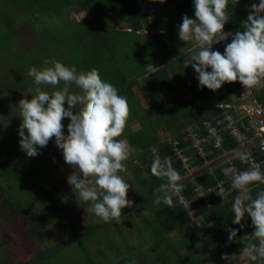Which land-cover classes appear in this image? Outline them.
<instances>
[{
  "label": "rangeland",
  "instance_id": "obj_1",
  "mask_svg": "<svg viewBox=\"0 0 264 264\" xmlns=\"http://www.w3.org/2000/svg\"><path fill=\"white\" fill-rule=\"evenodd\" d=\"M120 1H124L131 7L135 5L133 0ZM248 1L258 3L256 0H234L238 6L247 5ZM15 2L18 3L21 11ZM64 2L65 4L60 6L62 0L59 2L54 0H8L10 8L9 11L6 10L8 13L3 12L5 8L0 4V18L4 20L10 17L14 18L8 25L7 22L2 25L0 22V100L7 99V103L0 101V162L6 156L8 164H10H5L4 160L2 163L6 168L0 171V264H170L169 262L161 263V253H168L174 259L177 256L176 249L185 246L187 240L179 236L170 237L172 235L163 232L156 214L152 211L153 206L161 204L160 202L156 204L155 199L116 220L110 218L108 221L113 220L112 222L94 231L91 235L85 236L86 238L84 237L83 240L66 245L71 240L77 239L73 225L79 232L87 229L90 231L108 221L95 215L90 201L85 202L75 198V193L68 181L71 176L76 174V171L65 164L64 158L54 142H49L46 147L41 148L40 154L35 157H27L19 147L18 128L22 117H20V110L17 107L18 102L24 98L23 96H28V99H31V95L35 94L38 87L33 78L27 75L28 70L32 66L43 68L46 66L44 63L46 59L54 58L69 67H75L81 76H85L88 70L85 65L86 56L93 54L104 57L108 54L105 52L104 44L101 45L97 41L98 47L90 46L88 37L81 38L80 33L83 31V26L79 24V21L85 16V12L78 13L72 10L70 14H67L70 8L67 5L72 6V4L67 0ZM107 2L108 0H102L103 4ZM164 4L159 0H153L150 4L142 6L143 12L145 10L151 15L155 12V16H152L150 20L151 22L157 21V25L151 33L145 31L140 35H133V38L129 33L120 36V40L126 48L125 52L132 58L130 62L131 66H134V70L130 72L138 71L137 77L143 73V76L136 78L140 83L134 87L136 95L141 100L140 106L143 105V107L134 108L139 112L137 114L134 111V118L140 114L146 115V112L151 113L154 121L153 128L156 129L161 128L165 123L161 117L157 119V116L152 112L156 102L161 104V95H157L160 83L153 84L144 74L155 72L157 76L154 78L160 79L161 83L163 72L165 74L171 70L176 73L175 77L182 75L190 68L186 69L181 64L185 60L189 64L190 60L187 58L188 55L180 57V61V58L171 59L177 55L176 48L182 52L190 50L191 57L199 49V45L194 40L184 42L177 39L178 25L185 15L183 12H188L187 15L195 19L192 0H190V6L185 7L183 12L175 9L174 5L164 9ZM161 6L163 7L162 20L164 22L162 25ZM99 10L102 9H96V6H93L92 13L98 16L102 14ZM14 25L16 26L13 28ZM97 25L98 22L94 23L95 28ZM148 27L145 25L144 28H151ZM161 28L165 30L164 34H161ZM14 29H20V33L15 34ZM116 34L119 35V32ZM161 39L166 42L165 49L164 46H161ZM143 43H147V45L142 46ZM178 43L179 45L175 46ZM218 46L221 47L220 43ZM218 46L214 44L213 48L217 49ZM96 50L98 52L92 53ZM83 51H87V53L84 54ZM142 64H144L143 67H141ZM13 72L21 75L22 79H16ZM192 76L194 75L192 74ZM163 78L166 77L163 75ZM183 80L184 77L177 78L176 82L182 83ZM149 82L152 85L146 88L148 84H151ZM65 83L61 81L52 89L48 87L53 85L48 84H42L39 87L51 93L63 88ZM263 85L264 83L259 88ZM69 87L73 92V94L69 93L70 96L83 95L75 85H69ZM202 91L197 90L196 94L203 95ZM171 94L176 98L180 94H184L188 98L192 96L186 87H181ZM156 97L158 99L155 101ZM178 103L179 101L168 104L176 106L178 116L181 117L186 109ZM194 104L197 103L190 101L189 106L193 107ZM166 109L163 108V110ZM10 112L12 119H10ZM171 115L172 111L170 118L167 116L164 119L169 120V128L175 125L174 116ZM141 118L142 120H139L142 123L145 121V126L151 129L152 125L148 122L151 120H147L148 116ZM137 122L135 126L138 125ZM69 123L71 124V122H65L66 130L70 127ZM65 135H67V131ZM138 156V153L130 149L129 157L122 161L124 167L118 170L119 175L131 174L130 177L125 178L132 185L128 193V198L133 201L130 208L146 200H142L141 184L132 178L133 168L130 164L140 165L142 163L139 159H133ZM56 162H59L58 167ZM122 178L124 179V177ZM52 189L55 191L52 194L61 204L65 205V200L71 202V205H67L65 214H57L55 209L47 206V201L38 197L42 193H51ZM130 208L122 210V214ZM196 222L197 220H194L187 227L188 233L197 229ZM214 225L212 224V226ZM206 240V243L212 250L214 249L216 254L211 258L207 254L205 256L208 257L207 262L215 261L227 264V261L223 259V253L216 251L215 247L218 244L212 236ZM170 242H175V245ZM64 245L66 247L44 260L43 263L42 261L34 263L36 261L34 259ZM199 258V255L195 256V259ZM32 260L33 262H31ZM229 260L231 264H264V257H257L256 260H253L248 254H244L240 259L231 258Z\"/></svg>",
  "mask_w": 264,
  "mask_h": 264
},
{
  "label": "clouds",
  "instance_id": "obj_2",
  "mask_svg": "<svg viewBox=\"0 0 264 264\" xmlns=\"http://www.w3.org/2000/svg\"><path fill=\"white\" fill-rule=\"evenodd\" d=\"M193 6L195 19L187 14L183 16L178 25V37L184 42L194 40L199 45L190 63L197 73L198 87L216 91L225 83L239 81L244 95L261 86L264 83V0L249 5L247 18L242 22L243 30L231 32V35L224 30L230 19L228 0H193ZM229 36L231 40L224 45L223 53L213 48ZM44 63L45 67L32 66L27 73L38 86L35 94L31 99L25 96L18 102L22 117L18 128L19 147L27 157H35L41 148L54 142L65 164L76 171L68 181L75 198L90 201L95 215L105 221L118 218L122 210L133 205L128 198L132 185L118 174L124 167L122 161L130 155L126 140L117 139L122 135L129 115L127 98L98 72L81 76L75 67L54 58L46 59ZM61 81L66 82L64 87L51 93L39 87L42 84L56 86ZM69 85H75L83 95L70 96ZM66 105L70 106L69 111H66ZM77 111L79 116L75 114ZM65 122H71L67 130ZM239 158L246 161L247 155L240 153ZM150 171L167 177L166 185H162L166 188L162 192L163 202L172 206L173 191L183 185L178 182L181 180L179 173L170 164L163 166L158 155H154ZM222 172L230 176L232 188L239 190L231 206L232 224H241L247 214L254 226L250 236L258 241L248 243L243 251L253 260L264 257V190L255 197L249 192L253 182L264 183V170L252 167L234 173L231 167H225ZM224 191L223 187L216 191L222 201ZM227 231L229 241L238 233V229L232 227ZM228 257L225 255L223 259L231 264Z\"/></svg>",
  "mask_w": 264,
  "mask_h": 264
},
{
  "label": "trees",
  "instance_id": "obj_3",
  "mask_svg": "<svg viewBox=\"0 0 264 264\" xmlns=\"http://www.w3.org/2000/svg\"><path fill=\"white\" fill-rule=\"evenodd\" d=\"M54 1L59 2L60 0ZM67 1L72 4V6L67 5L70 7L68 9L67 14H70L72 10L78 13L82 11L85 12L86 17L84 16L82 20L79 21V24L83 26L82 30L84 31L80 33L81 38L84 39L85 37H88L90 46L98 47L99 45H97V41L101 45L104 44L106 49L105 52H108V54L104 57L95 56L93 54H89L85 57L86 69L89 70L86 71L85 76L95 72L100 73L102 79L107 80L108 82L115 85V87L118 89V93L127 98L129 106V115L127 117L126 125L122 136L118 139H126L131 151H135L139 154L138 157H134L133 159H139V161L142 163L140 165H130L133 168L132 172L134 173V176L137 178V183L141 184L140 193L143 194L142 200L166 189L162 188V185H166L167 177L155 175L150 171V166L155 155L154 150L158 151V155H160L161 161H165V167L170 164L171 167L177 170V172L179 173L181 177L180 181L183 180L182 178L184 176V171H182L181 169L182 163L180 160L177 159L174 153L175 151L173 148V144L169 142L168 139L170 137H179L183 141L184 136L186 137V129L188 126L198 127L201 130L205 129L209 125H214L217 128L221 129L223 128L222 131L224 136V148L227 149L229 155H232L231 160L241 170L249 169L250 164L246 161H242L239 158V154L242 153V151H240L238 143L229 135L228 131H225L227 129L225 128L226 121L224 120V110L218 107L220 103L227 104L234 102V94L241 89V83L239 81L225 83L219 90L216 91H212L207 87L201 89L198 87V80L196 79L197 73L192 68L190 64L191 62L189 64H184L185 61L181 64V66L185 67L186 69L190 68L188 72H184L182 75H176V77L174 76V74H176L174 73V71L169 70L165 74L163 72V74H161L162 83L160 79L156 78V81V79L154 78V76H157L155 72L152 74H149L148 72V74H144V76H146L148 80H151L153 84L158 82V85L160 83L157 95H161V104L156 102V106L153 108L152 112L157 116V119L161 117L163 121H165V123L159 129L153 128L154 121L152 120V115L151 113L147 112L146 115L142 116L140 114L138 117L134 118V111L135 113L139 114V112L134 110V108L141 105V100L139 99L138 95H136L134 87L138 86L137 84L140 83V81L136 78H138L139 76H143V73H141L137 77L138 71H135L134 73L130 72L131 70H134V66H131L132 64L130 62L132 61V58L130 55H127V52H125L126 48L124 47V43L120 40V36L129 33L133 38V35H140L142 32L145 31L147 33L152 32L155 25H157V21L151 22L150 18H152V16H155V12L153 13V15H151V13L149 12H146L145 10L143 12L144 8L142 9V6L144 4H150V2L153 0H133V3H135V7H131V5H127L124 1L121 2L120 0H108L106 4H103L102 0ZM163 3H165L163 6L164 9L166 7H171L174 5L176 7L175 9L182 12L184 11L185 7L187 8L190 6V0H164ZM247 3V5L238 6L237 3L234 2V0H228L227 11L230 19L225 24L224 30L230 32L229 35H231V32L243 30L242 22L247 18L249 5L253 3V1H248ZM0 4H2V6H4L5 8L3 12L8 13V11L10 10L8 6V0H1ZM64 4L65 2L64 0H62V5L60 6H63ZM15 5L18 7L17 2H15ZM93 6H96V9H102L99 10V12H102V14L98 16L97 14L94 15V13H92ZM163 7L161 6V25L164 23L162 20ZM87 10L89 11L88 15ZM19 11H21V8H19ZM183 13L188 14V12ZM12 14L14 15V13ZM13 20L14 18L12 17L6 18L5 20L0 18L1 25L6 22L8 25ZM97 22L98 25L97 28H95L94 23ZM145 25L151 28L145 29ZM15 26L16 25L12 27L14 28ZM19 30L20 29L15 30V34H19ZM116 32H119V35L116 34ZM164 33L165 30L161 28V34ZM230 40L231 36H229L227 40L221 41V47L218 46V43L217 46L219 48H217V50L223 53L224 45ZM147 43L145 44L147 45ZM145 44L142 46H145ZM161 46H164L165 49L166 42L164 39H161ZM96 52H98V50L92 51V53ZM83 53L86 54L87 51H83ZM173 58L174 57H171V59ZM180 60L181 58L179 59V61ZM143 65L144 64H142L141 67H143ZM7 73L9 74V72ZM13 73L16 79H22L21 75H17L16 72ZM192 74L194 76H192ZM163 75L166 77L165 79L163 78ZM181 77H184L183 81L189 85L191 92L198 98L202 99V104L199 102L197 104H194L193 107L189 106L191 100H188L186 98V95L184 94H181L178 99L171 98L170 93L179 89V86L182 84L176 82V79ZM152 83L148 84L146 88L148 86H151ZM53 87L55 86H50L48 88L52 89ZM57 87L59 88L60 86ZM197 90H203V95H197ZM253 91L259 101L264 104V85L261 88H253ZM70 94H73V92L70 91ZM27 98L29 97L27 96ZM156 99L158 98L156 97L155 101ZM0 101L2 103H7V99ZM178 101V104H182V106L186 109L185 113H183L181 117L178 116L179 114L177 111L178 109H176V106H170L168 104L170 102ZM184 104H187V106H184ZM140 107H143V105ZM164 107L167 109L163 110ZM65 108L66 111L70 110V106L68 105H66ZM171 111V116H174L175 125L174 127L169 128V120L164 119L167 116L170 118ZM75 114L79 116V111H77ZM155 115L153 116L156 117ZM145 116H148L149 119L147 120H151L148 121L152 125L151 129L145 126V121L142 123L139 120H142L141 117L145 118ZM10 119H12L11 112ZM136 122L138 123L137 126H135ZM69 126H71L70 123ZM162 130L164 131L162 132ZM188 153L192 157L196 156L195 151H188ZM214 153L217 154L219 152L214 149ZM223 159L220 163L217 162V164L215 163L216 165L214 164L213 171L209 169L205 170L202 174H199L194 180L188 181L181 186V191L185 193L188 192L187 187L191 188L194 181L205 184L206 186L213 187L214 189L212 193L209 194V196L211 197L210 207H203L200 211L192 213L183 204H177L176 199L172 198L171 193H168V195H170L173 200L172 206L166 205L163 202V195L155 198L154 201L156 202V204L157 202H160L161 204L159 206H153L152 211L156 214L157 219L161 224V229L163 230V232L172 235L170 237L179 236L182 239L184 238L187 240V244L185 246H180L179 249H176L175 253L177 254V256L174 259L172 258V255L162 252L161 263L169 262L170 264H217L218 262L215 261L207 262L208 257L211 258L216 256L214 249L212 250L206 243V239L209 236H212L214 241L218 244L215 247L216 251L218 253H223V257L225 255L230 256L228 257V259H240L244 254H246L244 253L243 249L248 243H258L255 237L250 236V234L254 231V226L252 225L251 218L247 217V214L246 217L242 218L241 224H232L231 222L234 216L231 206L233 198L238 194L239 190L233 189L231 181H229L227 183V187L232 189V191L231 193H229L228 196H224V201H222V197L216 194V191L218 190V181L224 180L228 177L224 175L222 169L225 167H229L230 164L226 159ZM4 160L5 164L10 165L8 164L7 158L5 156L0 162V171H3L6 168L5 164L2 163ZM195 163L197 167H201L202 170L205 169L202 160H200L198 157H195ZM261 190H264V184H258V182H253L250 185V194L252 197H255ZM54 192V189H52L51 193H42L39 194L38 197L40 199H43L44 201H47V206L55 209L57 214H65V212H67V205H71V202H67L65 205L61 204V202L56 200L55 196L52 194ZM68 220L70 221V218H68ZM194 220H197V229L192 233H188L187 227L191 223H193ZM212 224L215 225L212 226ZM228 227L238 229V233L233 237V240L231 241H229L228 239ZM73 231L75 232L76 237L78 238L88 232L89 229L79 232L73 225ZM83 239L84 237L81 240ZM170 243L175 245V242ZM48 252H46L47 254L44 253L37 259H34V261L40 260L42 257L46 256L44 259L39 261H42L43 263L44 260L48 259L53 255L52 254L47 256L49 254ZM207 254L209 256L205 257L207 256ZM196 255H199L200 258L195 259ZM31 262H33V260Z\"/></svg>",
  "mask_w": 264,
  "mask_h": 264
},
{
  "label": "built area",
  "instance_id": "obj_4",
  "mask_svg": "<svg viewBox=\"0 0 264 264\" xmlns=\"http://www.w3.org/2000/svg\"><path fill=\"white\" fill-rule=\"evenodd\" d=\"M243 92L244 88L241 85V89L234 94L233 103H220L218 107L224 110L225 128L227 129L225 131H228L229 135L238 143L240 151L247 155L246 162L250 164L249 168L258 167L264 170V150H262L264 147V104L255 96L253 89L244 95ZM222 130L223 128H217L214 125H209L203 130L188 126L183 141L179 137L168 139L173 144L177 159L182 163L183 178L202 169L196 166L195 157L202 160L205 168L212 166L209 168L212 171L213 164L221 162L223 158L229 162V167L233 169L234 173L243 171L234 164L231 160L232 155H229L227 149L224 148ZM214 149L219 153L215 154ZM188 151H195L196 156L192 157ZM154 153L158 155L157 150ZM158 156L160 157V155ZM162 165L165 166V161L162 162ZM229 181H231L230 176L218 181L217 188H224V196H228L232 191L227 187ZM258 184L264 183L258 182ZM213 189L211 186L194 181L191 188L187 187V193L179 188L173 191L172 196L178 204H183L192 213H196L203 207L211 206L209 194Z\"/></svg>",
  "mask_w": 264,
  "mask_h": 264
},
{
  "label": "water",
  "instance_id": "obj_5",
  "mask_svg": "<svg viewBox=\"0 0 264 264\" xmlns=\"http://www.w3.org/2000/svg\"><path fill=\"white\" fill-rule=\"evenodd\" d=\"M225 159H226V158H225ZM219 163H220V162H219ZM216 164H217V163H216ZM216 164H215V165H216ZM213 165H214V164H213ZM210 167H212V166L206 167L205 169H203V170H201V171H199V172H196V173L193 174L192 176H189V177L183 179L182 181L179 182V184H184L185 182L189 181V180L192 179L193 177H197L199 174L203 173L205 170L209 169ZM164 191H166V189H165ZM164 191H161V192H159V193H157V194H155V195H152V196L148 197L146 200H144V201L141 202L140 204H138V205H136V206L130 208V209L127 210L126 212H124L120 217H122V216H124V215H126V214H128V213H130V212H132V211H134V210H136V209H138L139 207H141L142 205H144V204H146V203L151 202L152 200H154V199L157 198L158 196H161V195H162V192H164ZM120 217H118V218H120ZM118 218H115V219H113V220H116V219H118ZM113 220H112V221H113ZM112 221H108V222L104 223L103 225L97 226L96 228H94V229H92V230L86 232V233L83 234L82 236L78 237L76 240H72L71 242L67 243L66 245H69V244L74 243L75 241L81 240L83 237L90 235V234L93 233L94 231L100 229L101 227H103L104 225H106V224H108V223H110V222H112ZM66 245L62 246L61 248H58V249L55 250V251L50 252L47 256L52 255V254L56 253L57 251L63 249L64 247H66ZM45 257H46V256L42 257L40 260L44 259ZM40 260H37V261H35L34 263L39 262Z\"/></svg>",
  "mask_w": 264,
  "mask_h": 264
},
{
  "label": "crops",
  "instance_id": "obj_6",
  "mask_svg": "<svg viewBox=\"0 0 264 264\" xmlns=\"http://www.w3.org/2000/svg\"><path fill=\"white\" fill-rule=\"evenodd\" d=\"M159 2H160V0H159ZM177 39L178 40H180L179 39V37L177 36ZM180 42V41H179ZM179 45V43L178 44H176L175 46H178ZM216 49V48H215ZM176 50H177V57H174L173 59H175V58H180V57H182V56H186V55H188V57L187 58H189V60H190V62H191V59H192V57L190 56V55H192V53L190 52V50H185L184 52H182V51H180V52H178L179 50L176 48ZM217 50V49H216ZM189 63V62H188ZM185 64H187L186 63V60H185ZM181 87H186V90H190V92H191V89H190V87H189V85L186 83V82H182V84L179 86V89L181 88ZM179 89H177V90H179ZM176 90V91H177ZM191 94H192V96L191 97H186L188 100L190 99L191 100V102H193V103H201L202 104V102L203 101H201L202 99H200V98H198L197 96H195L192 92H191ZM236 94V93H235ZM170 95H171V98H174V99H178L179 97H180V95L176 98L175 96H172V94L170 93ZM237 102H240V101H237ZM126 140V139H125ZM126 142H127V140H126ZM133 173V172H132ZM121 174V173H120ZM130 175L131 174H126V175H120V176H122V177H124V179L126 178V177H130ZM132 178L134 179V180H136V182H137V178L134 176V173L132 174Z\"/></svg>",
  "mask_w": 264,
  "mask_h": 264
},
{
  "label": "flooded vegetation",
  "instance_id": "obj_7",
  "mask_svg": "<svg viewBox=\"0 0 264 264\" xmlns=\"http://www.w3.org/2000/svg\"><path fill=\"white\" fill-rule=\"evenodd\" d=\"M132 172V171H131Z\"/></svg>",
  "mask_w": 264,
  "mask_h": 264
}]
</instances>
